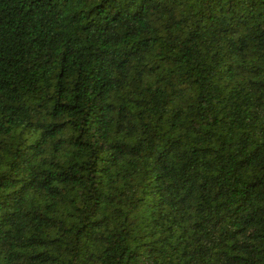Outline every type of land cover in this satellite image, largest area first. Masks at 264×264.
<instances>
[{
    "label": "trees",
    "instance_id": "1",
    "mask_svg": "<svg viewBox=\"0 0 264 264\" xmlns=\"http://www.w3.org/2000/svg\"><path fill=\"white\" fill-rule=\"evenodd\" d=\"M0 264H264V0H0Z\"/></svg>",
    "mask_w": 264,
    "mask_h": 264
}]
</instances>
